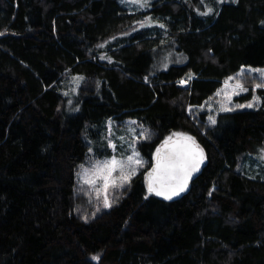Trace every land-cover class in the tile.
Here are the masks:
<instances>
[{
	"label": "trees",
	"instance_id": "obj_1",
	"mask_svg": "<svg viewBox=\"0 0 264 264\" xmlns=\"http://www.w3.org/2000/svg\"><path fill=\"white\" fill-rule=\"evenodd\" d=\"M120 1L0 0V264H264V179L237 171L264 148V104L215 125L199 111L242 65L264 67V0H205L207 16L199 0L135 14ZM149 16L166 30L136 31ZM167 52L187 64L158 69ZM69 75L84 78L73 115ZM243 79L233 105L253 95L257 81ZM114 120L149 130L137 143L148 164L97 215L76 172L86 137L100 143ZM174 132L195 137L205 165L181 198L144 199L155 149Z\"/></svg>",
	"mask_w": 264,
	"mask_h": 264
},
{
	"label": "snow or ice",
	"instance_id": "obj_2",
	"mask_svg": "<svg viewBox=\"0 0 264 264\" xmlns=\"http://www.w3.org/2000/svg\"><path fill=\"white\" fill-rule=\"evenodd\" d=\"M225 2L226 0H214L216 4ZM232 2H235V0H232ZM121 3L131 4L139 10L150 7L151 0H121ZM185 3H190V0H185ZM199 4L203 5L204 10L197 7L195 11L198 15L207 16L214 13V7L206 3L205 0H199ZM137 23L141 28L158 26L166 30L165 24L154 21L150 16L137 21ZM261 25L264 26V21H261ZM0 35H3V33H0ZM104 58V56H101V59ZM107 59L111 62L110 57ZM173 62L179 63L180 61L176 60ZM244 77L257 81L252 88L253 95L246 103L233 105V97L249 92V88L245 86ZM193 78V74L189 73L179 83L186 85ZM75 79L82 80L83 78L76 77ZM144 79L146 82L148 81L147 76ZM233 81L234 83H231ZM258 90H264V67L242 65L234 76L226 78L223 88L218 89L215 93V96L219 98L215 101L218 105L215 111L231 112L235 109L254 108L262 105L264 104V98L255 94ZM64 95H68V93L65 92ZM69 103L71 102L69 101ZM205 104H209V101H205ZM208 110L209 112L213 111L210 104ZM189 112L191 114V107ZM207 120L211 125L217 123L213 115H208ZM129 123L132 125L138 124L135 120ZM110 125L111 122H109V133H111ZM139 127L141 130L138 133L134 128L129 129L132 134L130 139L126 140L123 136L119 138L122 141L119 146V152L117 151V144L112 139H109L107 147L112 149L110 155H102V158L97 157L93 154V149L89 147L87 159L78 165V171L76 172L79 185L78 194L86 196L88 202L94 204L96 212L101 211L102 208H111L119 198L118 193L124 190L126 186H130L133 178L144 167L145 161L136 145L139 139H150V132L142 125H139ZM125 144L127 147H125ZM259 158L264 160V148L259 150ZM153 160L154 164L151 170L144 174V182L147 187V194L144 199L154 195L171 201L174 197L187 190L193 174L200 171L201 165L205 160V154L195 137L183 132H174L166 137L163 143L155 149ZM211 194L210 191L209 195L211 196ZM94 215L95 213H93ZM84 219L87 222L88 216L85 215ZM91 259L98 261L99 256H92Z\"/></svg>",
	"mask_w": 264,
	"mask_h": 264
},
{
	"label": "rangeland",
	"instance_id": "obj_3",
	"mask_svg": "<svg viewBox=\"0 0 264 264\" xmlns=\"http://www.w3.org/2000/svg\"><path fill=\"white\" fill-rule=\"evenodd\" d=\"M157 1H159V0H151L150 7L146 8V9H139V10L131 4H122L121 1H120V4L129 14H135V13L145 12V11L150 10L153 7V4ZM148 28H149V33L151 35H153V36L156 35L157 30L154 26L141 28L139 25L137 27L136 31H140V30L148 29ZM176 60H179L180 62L179 63L173 62ZM187 62H188V59L186 58L185 55H180V53L173 54L172 52H167V53L163 54V57H162L161 63L159 64L158 69H160V70L166 69L167 70L171 66H183V65L187 64ZM76 77H82V76L69 75L67 77L66 81H64L62 83L63 86L61 87V94L66 99V107H67L66 112L69 113V115H73V114H76L79 112V107L75 106V104H74L75 100L74 99L77 96L79 87L83 83L84 78L82 77L83 78L82 80H77V79H75ZM231 83H234V81ZM178 86H180L181 88H185V87L181 86L179 84V82H178ZM223 86H224V82L222 83L221 88H223ZM65 92H67L68 95H64ZM241 95H243V94H241ZM241 95H239V96H241ZM239 96L233 97V103H234L235 99ZM217 99H219V98L214 95L211 99L208 100L209 104L213 108L212 112H209V110H208L209 104H204L203 107L199 108V111L201 113H206L207 117H208V115L215 116L216 121H217L218 115L221 113V112L215 111V109L218 107V105L215 103V101ZM69 101L71 103H69ZM74 107H76V108H74ZM76 109H78V110H76ZM250 109H253V108H242L239 110H250ZM196 115H198V114H196ZM129 122L130 121H127L124 124V122L121 120L111 121V125H110L111 133H109V122H108L106 124L107 130L105 132L101 133L98 137V138H100V143H96L95 140L92 141V139L86 137V141L88 143L91 142V143H89V145L93 149V154L95 156L101 157V158H102V155H105V156L110 155L112 153V149L107 147L109 139H112L117 144V151L119 152L120 151L119 146L122 143V141L119 138L121 136H123L126 140L130 139L131 135H132L129 131L130 128L136 129L137 133L141 130L138 124L132 125ZM140 140H143V139H139V141ZM125 147H127L126 144H125ZM136 147H137V145H136ZM260 149H262V148H260ZM140 154H141V152H140ZM88 155H89V153H88ZM141 157L143 158L142 154H141ZM143 160L145 161L144 158H143ZM147 164L148 163L145 161L144 167L140 169L139 174L146 170L145 168H146ZM237 171L242 173V174H246L250 177H253V178L264 179V160H261L259 158V152L255 155L251 154L248 157L245 156V159L242 161V163H240L238 165ZM138 175H136V176H138ZM76 183H77V177H76ZM77 185H78V183H77ZM105 210H107V209L102 208L101 211H99L97 213V215H99L100 212L105 211Z\"/></svg>",
	"mask_w": 264,
	"mask_h": 264
},
{
	"label": "water",
	"instance_id": "obj_4",
	"mask_svg": "<svg viewBox=\"0 0 264 264\" xmlns=\"http://www.w3.org/2000/svg\"><path fill=\"white\" fill-rule=\"evenodd\" d=\"M204 163H205V161H204ZM204 163L201 165L200 171L197 172V173H194V174H193L192 178H191L190 181H189V185H188L187 190H186L185 192L181 193L179 196L174 197L172 200H177V199L181 198V197H182V196H183V195L189 190V186H190L192 180H193L197 175H199V173L201 172V170L203 169V167H204V165H205ZM153 164H154V160H153V162H152V165H153ZM152 165H151V167H152ZM151 167H150L149 171L151 170ZM153 196H154V195H153ZM154 197H156V196H154ZM156 198H159V199L164 200V199L161 198V197H156Z\"/></svg>",
	"mask_w": 264,
	"mask_h": 264
},
{
	"label": "built area",
	"instance_id": "obj_5",
	"mask_svg": "<svg viewBox=\"0 0 264 264\" xmlns=\"http://www.w3.org/2000/svg\"><path fill=\"white\" fill-rule=\"evenodd\" d=\"M183 87H189V83H187L186 85H181Z\"/></svg>",
	"mask_w": 264,
	"mask_h": 264
},
{
	"label": "bare ground",
	"instance_id": "obj_6",
	"mask_svg": "<svg viewBox=\"0 0 264 264\" xmlns=\"http://www.w3.org/2000/svg\"><path fill=\"white\" fill-rule=\"evenodd\" d=\"M181 57V56H180ZM91 138V137H90ZM98 140V139H97ZM205 161V160H204ZM153 162V161H152ZM205 164V163H204ZM150 169V168H149ZM149 171V170H148Z\"/></svg>",
	"mask_w": 264,
	"mask_h": 264
}]
</instances>
